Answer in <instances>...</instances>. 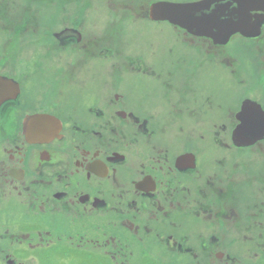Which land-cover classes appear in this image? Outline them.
I'll return each instance as SVG.
<instances>
[{"label":"flooded vegetation","instance_id":"obj_1","mask_svg":"<svg viewBox=\"0 0 264 264\" xmlns=\"http://www.w3.org/2000/svg\"><path fill=\"white\" fill-rule=\"evenodd\" d=\"M200 1L0 0V260L264 264V8Z\"/></svg>","mask_w":264,"mask_h":264},{"label":"water","instance_id":"obj_2","mask_svg":"<svg viewBox=\"0 0 264 264\" xmlns=\"http://www.w3.org/2000/svg\"><path fill=\"white\" fill-rule=\"evenodd\" d=\"M263 4V5H259ZM225 0H203L196 3L185 4L180 6V12L185 13L184 18L170 17L169 19L172 22H176L187 27L189 30H192V26L194 25L195 20L207 22L204 29H207L205 32L209 33V27L213 21H216V24H222V29L226 28V33H228L227 37L238 32L243 31V28L248 27L252 28L251 19L249 16V12L253 8H264V0H232V8L230 11L227 9L224 12ZM257 5V6H256ZM158 6V5H157ZM241 18V15H244ZM204 15L203 17H200ZM225 18V21H224ZM231 24V29L227 27V24ZM225 23V27H224ZM196 33V32H194ZM210 34V33H209ZM248 36H253L249 34ZM248 103H254L252 101H248ZM245 104V107L248 105ZM261 109V112L264 113V110L260 105L257 106ZM33 118V117H31ZM36 119H41L42 116L35 117ZM239 138V135L236 136Z\"/></svg>","mask_w":264,"mask_h":264},{"label":"rangeland","instance_id":"obj_3","mask_svg":"<svg viewBox=\"0 0 264 264\" xmlns=\"http://www.w3.org/2000/svg\"><path fill=\"white\" fill-rule=\"evenodd\" d=\"M48 42H49V40H48L47 38H43V37H42V38H41V42H40V44H39V45H40L39 47H44L43 44H44V43H48ZM45 47H47V46H45ZM59 263H61V264H65L64 261H59V260L56 261V264H59ZM0 264H6V263H5V260H0Z\"/></svg>","mask_w":264,"mask_h":264}]
</instances>
